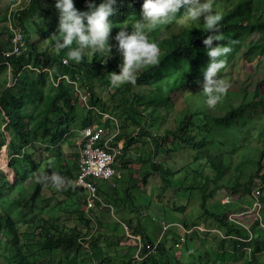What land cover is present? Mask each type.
<instances>
[{"label":"trees","instance_id":"obj_1","mask_svg":"<svg viewBox=\"0 0 264 264\" xmlns=\"http://www.w3.org/2000/svg\"><path fill=\"white\" fill-rule=\"evenodd\" d=\"M13 2L11 0L5 7H0V23H3L0 35V118L3 123L0 125V150L6 147L10 157L9 166L15 175L11 181L0 170V264H77L79 259L87 260L89 264H112L113 258L121 256L125 260L119 264H264L261 263L264 262L261 255L264 252L263 209L259 214L261 222L256 221L245 235L241 233L243 229L230 225L227 219L206 210L209 216L216 218L217 226L223 230L225 238L222 237L216 246H209L213 252L207 253L206 258H189V263L184 259V250L189 242L187 237L192 239V233L210 231L198 229L190 232L184 228V235H179L171 247H166L162 242L144 237L141 226H133L132 219H120L129 225L133 234L141 238L144 257L135 256L136 242L130 239L128 241L133 244L128 242L126 245L129 247L121 245L120 240L115 244L106 243L105 248L111 245L122 248V254L112 255L106 250H96L90 241H93L94 234L99 232L103 222L96 217L99 219V226L96 227L83 212L85 196L80 195L81 191L75 189L73 182L77 176L76 154H73L74 159L67 157L62 148L63 144L72 145V138H76V135H69L76 129L78 117H81L77 115L81 109L77 103L82 102L85 106L81 112L80 129L94 121L113 129L117 133L115 143L121 139L125 141L122 152L138 147L140 143H154L155 152L146 159H139V155L136 161L127 159L128 162H124L125 154L120 155L117 160H122V169H126L129 163L139 164L137 171L144 183L147 184L150 179L160 190L172 188L171 193L180 189L182 181L176 180L175 175L186 169V165L174 171L159 157L167 152L185 153L193 149L198 154L194 161L201 160L202 151L208 145L207 134L211 132V127L207 126L209 118L207 116L206 121L201 122L196 132L194 116L200 115L201 109L190 113L189 107H185L180 114L190 120L189 125L180 121L177 125V132L180 133L176 134L178 142L169 148L164 147V153H158L159 145L165 139L158 131L165 124L168 114L175 111L174 101L178 94L185 96L202 89V69L210 60L202 43L207 35L203 30V19L200 22L191 21L187 25L178 20L158 25L149 34L150 39L160 47L158 63L138 70L134 84L125 82L112 86L107 74L113 71L118 73L122 59L112 37L120 30V26L127 25V31L132 30L133 23L140 19L142 0H117L115 12L108 18L114 25L109 38L112 45L109 57L105 58L104 53L85 52L79 63L68 57V48L60 49L55 45L59 36L53 37L58 35V11L54 7V0H22L19 9H14ZM212 3L214 10L222 13L220 32L223 33V39L213 41L212 46L228 44L232 48L226 56L224 68L217 73L221 80L244 46L248 47V59L264 56V43L256 45L246 42L255 32L262 34L264 39V0H238L234 4L229 3V0H212ZM74 6L78 10H86L85 0H74ZM8 24L20 32L25 45L21 46L20 53L7 56L12 51L13 38V31ZM180 25H183L182 28L176 31L174 27L180 28ZM170 29L173 32L165 35ZM64 76L76 86L65 84L67 82L64 81L60 83ZM8 84L13 87H8ZM83 88H87L89 91L86 92L90 93L87 102L75 97L76 92ZM99 92L104 94L105 101L102 104ZM259 102L264 105V98L257 94L256 89L248 104H238L239 107L229 105L225 117L213 115V124L229 128L226 116L233 117L241 112V108L246 109L250 104ZM105 115L108 118L103 120ZM152 124L153 129H150ZM39 145H45V150L50 154L38 161ZM53 149L55 153L50 152ZM206 160L215 176L212 181L217 183L227 172V158L223 153L208 154ZM53 176H62L61 179L68 182L64 183L68 190L74 188L77 207L73 213L87 232L79 225L72 228L62 225L53 215V206H39V200L48 195L45 191L51 190L44 183ZM253 178H262L264 181V157L260 159ZM28 179L30 186H27ZM210 181L207 180L204 185L207 186ZM236 184L239 185V182L236 181ZM262 184L256 185L255 191L259 190L260 194L253 192L252 199L264 204ZM236 187L230 186L229 189L234 191ZM98 188L100 192L111 195L109 188L101 186V183ZM246 190L250 192L249 187ZM126 194L131 199L128 189ZM102 215L99 213V216ZM109 218L112 222L115 217L110 215ZM101 246L104 247L103 244ZM179 246H182L180 254L176 253ZM186 250L191 256L192 248Z\"/></svg>","mask_w":264,"mask_h":264},{"label":"rangeland","instance_id":"obj_2","mask_svg":"<svg viewBox=\"0 0 264 264\" xmlns=\"http://www.w3.org/2000/svg\"><path fill=\"white\" fill-rule=\"evenodd\" d=\"M10 1L0 0V7H5ZM237 1L229 0V3L234 4ZM21 2L22 0H14V9H19L21 7L19 3ZM188 23L183 24L187 25ZM2 25L3 23H0V35L3 30ZM8 25L10 26V24ZM182 26L180 25V28L179 26L174 27V29L178 31ZM171 32L173 30L170 29L168 32H165V35ZM34 38L37 39L35 36ZM1 39L3 38L1 37ZM246 42L261 45L264 43V39L262 34L255 32ZM247 49L248 47H243L232 66L226 71L224 78L221 79L222 83L227 85V87L226 91L221 94V99L216 103L215 107H211L205 103V97L201 92L202 89L200 92L195 90L187 93L185 96L178 94L174 101L175 111H171L168 114L165 124L158 131L159 135H164L165 137L163 144L159 145L158 153H164L166 152V150L163 151L164 147L169 148L171 144L174 146L178 142L176 134L180 133L179 131L177 132V125L180 121H184L187 124L190 121L189 119L186 120L180 114L185 107H189L190 113H196L197 108L201 109L200 115L194 116L193 126L196 127V132L198 131L197 127L202 124L201 122H205L207 116L209 118L207 126L211 127V132L207 134L208 145L202 151L203 155L201 156L202 158L200 157L201 160L194 161L198 154L193 149L185 153L184 151H178L174 154L167 152L159 157V159L167 162L168 166H171L174 171L186 165V169L177 172L175 175L176 180L182 181V187L180 189H177L174 193H171L172 188L166 191L160 190L152 184L150 179H148L146 184L142 180V175L138 174L137 167L139 164L129 163L126 169H122V160L118 159L116 161L117 171L120 177L112 178L107 182L101 181V186L109 188L108 192L111 193L108 196L105 192H101V195L112 209L114 206L115 209L113 211L117 218H113L111 222L107 212H96L98 216L99 213L103 214L99 216L102 220L101 222H103V226H101L97 234H94L93 241H90V244L96 250H106L112 255L122 254V248H117L115 245L105 248L107 242L110 245L118 243L119 240L121 245L129 247L127 246L129 242L126 239L127 236H125L123 229L118 225L122 221L120 219H132L133 226H141L144 237L154 242H162L166 247H171L179 239V235H184V228L190 232H194L199 228L205 232L210 231L207 233H192L190 234V236H193L192 239L187 237V242L188 239L189 242L184 250L186 255L184 259L186 262H188L187 260L189 258L196 260L195 258L198 256L206 258L207 253L213 252L209 246H216V244L220 243L222 237L225 238L223 236V230L217 226L218 222L216 218L212 215L209 216L206 210L213 215L220 216L222 219H227L230 225H236L243 229L245 232L242 231L241 233L244 235L252 229L255 222L258 221L257 215L260 210V206L257 208L255 201L252 199L253 192L259 195L257 193L258 190L255 191L257 189L256 185L261 182L264 184L262 178H253L258 170L260 159L264 157V105L260 102L250 104L246 109L241 108V112L236 113L233 117L232 115L226 116L225 119L229 121V128L217 127L213 124V115L216 117H225L227 110H229V105L232 104L235 107H239L238 104H248L256 89L257 94H260L264 98V56H255L253 60H250L246 55ZM66 62L64 61V63ZM66 77H61L60 83L64 81L67 82L65 84L76 86L71 79H67L68 77ZM8 87L13 86L12 84H8ZM56 87L59 88L60 85ZM83 89L76 92L75 97L77 98L78 96V100L87 102L90 93H87L89 91L87 88ZM99 94V98H102V104L105 101L104 94L101 92ZM77 105L81 108L78 110L77 115L81 117H78L76 129L69 136L80 133L78 129L81 128V112H83L85 105L82 102L77 103ZM95 123L97 122L94 121L93 124ZM1 124L3 123L0 118ZM149 128L153 129V124ZM169 130L171 132L167 133ZM79 137L81 136L75 139L72 138V145H62L67 157L74 159L73 154L80 152L78 148ZM114 144H116L114 145L116 153L120 155L125 154L124 157L126 160L124 162H128L127 159L136 161L139 155V159H146L156 149L153 148V142H149L147 145L140 143L138 147L136 146L137 150L135 149L136 147H132L129 150H123L121 154L120 151L124 145V141L119 140L117 143L114 142ZM38 148L40 153L38 155L39 159L36 158V160L39 161L42 157L46 158L49 156L50 153L45 150V145H39ZM50 152L55 153L56 151L53 149ZM220 153H223L227 158V172L221 180L215 183L212 181L215 177L213 170L209 166L206 157L208 154ZM156 159L159 160L158 158ZM9 160L10 157L7 149L4 147L0 150V170L8 175L9 180L13 181L14 173L9 166ZM61 177H59V181L51 179L50 177L47 178L44 184L51 190L50 192L48 190L45 191L48 195L40 199L38 204L40 207L53 206V215L62 225L70 228L79 225L84 232H87L83 223H80L79 218L73 213V210L77 207L74 188L68 190L67 187H64V183L68 182H64ZM210 179V183L205 186L204 182ZM236 181L239 182V185L236 184ZM131 184L132 186H130ZM251 184L253 185L251 186ZM27 186H30L29 179L27 180ZM216 186L219 188L217 189ZM230 186H237L234 190L235 192L229 189ZM246 187H249L250 192L246 190ZM127 189L129 190L131 199L126 196ZM211 192L212 195L210 196L209 194ZM79 193L80 195H84L82 192ZM221 197H224L222 202L230 203L222 204ZM202 206H205L206 209ZM175 209H178V211ZM262 209L264 211V204H262ZM259 221L261 222V219ZM262 221L264 225V218ZM164 224L166 225L164 226ZM98 242L101 245L103 244L104 247ZM129 243L133 244L131 241ZM187 248H192L193 253L191 256L187 253ZM180 251H182V246H179V251L176 253L180 254ZM261 255L264 259V252ZM112 260V264H119L125 258L121 256L113 258ZM77 264H89V262L79 259Z\"/></svg>","mask_w":264,"mask_h":264},{"label":"clouds","instance_id":"obj_3","mask_svg":"<svg viewBox=\"0 0 264 264\" xmlns=\"http://www.w3.org/2000/svg\"><path fill=\"white\" fill-rule=\"evenodd\" d=\"M116 3L117 0H99V2H97V0H85L86 10H78L74 6V0H54V7L58 11V35L53 36H59V39L55 40L56 47L60 49L68 48V57L77 63L82 60L85 52L89 54L104 53L105 58H108L112 47L109 43L110 32L114 27L108 18L115 12L114 5H116ZM178 13H180L179 16L177 15ZM201 18L203 19V30L207 33L202 43L210 58L206 67L202 69L203 84L201 92L205 97V103L207 105H215L221 99V94L226 91L227 87V85H224L217 77V73L224 68L226 56L232 51V48L228 44H217L215 47L212 46L213 41H221L223 39V33L220 32L222 13L214 10L212 0H142L140 19H137L133 23L131 26L132 30L130 32L127 31V25L120 26V30L112 37V39L116 41V48L122 59L118 65L119 72L113 71L107 74L110 84L112 86H119L125 82L134 84L136 82L138 70L148 65H155L158 63L160 47L156 41L150 39L149 35L158 25L173 20H178L180 23H188L191 21L200 22ZM104 117L103 120L108 118V116H106V118ZM88 128L94 130L102 128L105 132L103 140L111 138L109 148H105L109 152L115 154L114 160L117 170L116 161L120 154L116 153V149L113 145L116 141V131L98 122L95 124L92 123L78 130L80 133L76 134V137L81 136L79 137V141L83 138V133ZM121 140L124 141V139ZM78 148L80 150V143L78 144ZM122 149L123 147H121V154ZM79 157L80 152L76 154L77 176L73 181L74 186L85 196V215L92 219V223L98 227L100 218L96 214L97 211L107 212L109 216L114 215V217L117 218L113 209L107 204L108 202L102 198L98 188L101 181L107 182L108 179L91 178L96 186L100 203L102 202L105 206H103L102 209L95 207L90 212H87L86 190L77 185L80 174ZM117 177H120L118 171L117 175L113 178ZM14 178L15 175L13 180ZM52 179L59 181L60 178L58 176H53ZM255 203L257 208L260 206L257 215V219L259 220L262 204L256 201ZM96 217L99 219H96ZM119 225L123 229L125 236H127L126 239L136 242L135 256L138 258L144 257L142 254L144 245L142 244L141 238L133 234L132 229L124 221H120Z\"/></svg>","mask_w":264,"mask_h":264},{"label":"built area","instance_id":"obj_4","mask_svg":"<svg viewBox=\"0 0 264 264\" xmlns=\"http://www.w3.org/2000/svg\"><path fill=\"white\" fill-rule=\"evenodd\" d=\"M11 27V26H10ZM13 38L11 41V49L8 55L18 54L21 51V46L25 45L20 32L14 28ZM105 132L102 128L94 130L88 128L83 133V138L80 143V157H79V170L80 174L77 180V185L83 187L87 193V212L93 208L99 207L102 209L103 203H100L97 189L92 177L102 178L109 180L117 175L115 168V154L109 152L105 147L109 148L111 138L103 140ZM259 194V191H257Z\"/></svg>","mask_w":264,"mask_h":264}]
</instances>
